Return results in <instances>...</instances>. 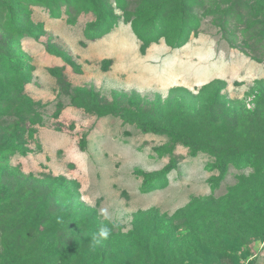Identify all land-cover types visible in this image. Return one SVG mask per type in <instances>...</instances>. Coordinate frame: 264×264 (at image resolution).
<instances>
[{"label":"rangeland","instance_id":"obj_1","mask_svg":"<svg viewBox=\"0 0 264 264\" xmlns=\"http://www.w3.org/2000/svg\"><path fill=\"white\" fill-rule=\"evenodd\" d=\"M52 1L0 0V264H256L264 0H97L98 15L63 0L76 22ZM96 16L116 24L93 39ZM63 208L82 218L60 246L48 228ZM102 224L111 235L92 247ZM135 228L143 243L120 234Z\"/></svg>","mask_w":264,"mask_h":264},{"label":"trees","instance_id":"obj_2","mask_svg":"<svg viewBox=\"0 0 264 264\" xmlns=\"http://www.w3.org/2000/svg\"><path fill=\"white\" fill-rule=\"evenodd\" d=\"M37 3L39 4H46L49 2V0H35ZM56 3L58 2L57 0H53L52 3ZM98 1L97 0H92V4L89 6L88 10L94 12L96 15L97 12H99V8L100 6L97 5ZM64 4V1L61 0L60 1V4L58 6H55V8H57V11L58 13H63V11L68 15V20L70 22H76V14L72 13V11L68 8H65V10L62 9L61 6H63ZM9 9H13L12 5H8ZM6 9V8H4ZM115 20H116V17L114 16L112 19H107V22L108 24H116L115 23ZM106 21H102L99 17L96 16V20L90 24V26L88 27V35L89 37H93V39L97 38V37H100L102 36L104 33H106V29L109 27V26H106ZM34 27L37 28L39 30V32H43L44 30V24L42 21H37V22H34ZM25 37H23L21 39V46H22V42H23V39ZM20 40V39H19ZM54 49L56 50V52H59V53H62L66 58H69L68 54L65 53L64 51H62L61 49H59V46L57 45H54ZM23 48V47H22ZM18 58L20 59L21 63V68H25V66H27V64H31V60H30V57L28 56L27 52L26 51H21L20 50V55L18 56ZM10 60L11 62H13L15 60V57H10ZM32 66V64H31ZM33 68V67H31ZM31 70V69H30ZM51 71H55V69H51ZM29 72V71H28ZM31 72V76H32V71ZM30 73H27L26 74V77L29 76ZM7 78H9V84H14V82L12 81V75L9 74L7 76ZM30 79V78H29ZM21 98L23 99H26L25 96H22ZM141 129L143 132H153V133H163L166 131L165 128H163L162 126H159L153 122H142L141 123ZM176 167V164L173 163V162H170L169 164H167L164 168L163 171L161 172H158L155 176H154V179H150V178H145L144 179V184H148L151 180H158L160 178L161 175H165L167 174L168 172H170L173 168ZM217 167L221 170L222 174H224L227 170V164L223 161H220L217 165ZM155 183V182H153ZM153 185H151L152 187ZM58 193H61V190L58 191ZM49 194H54V191H53V186L52 184H47L43 186L42 189H40L36 194H35V199H36V203L34 206L35 208V212L36 211H40L41 209V204L44 203V202H48L49 200ZM40 207V208H38ZM66 209L68 208L65 207ZM65 208L62 209V211L60 210L59 212H57V214L54 216V219L56 220V225L55 227H50L48 228L50 230V234L51 235H54V236H59L60 238V246L64 243H66L67 241H64L62 240L61 238H64V235L65 234H79L80 232V219L82 217H80V213H73L71 215L72 219L70 221L68 220H64V219H60L62 215H64V213L67 212V210L65 211ZM91 210V208H88L87 211ZM37 213V212H36ZM93 213V211H92ZM92 217L94 219L97 218V214L95 215V212H94V215H92ZM54 219H51L48 221V219L45 221V223L47 224V227L50 226L51 223H53ZM138 221V220H137ZM138 228H135V229H132L130 230L127 234H124L123 232L120 233L121 235H126V236H133L134 238H137V240L141 241L143 243V237L139 235V232L137 230ZM95 233L97 234V230L95 231ZM107 242V241H106ZM122 249V248H121Z\"/></svg>","mask_w":264,"mask_h":264},{"label":"clouds","instance_id":"obj_3","mask_svg":"<svg viewBox=\"0 0 264 264\" xmlns=\"http://www.w3.org/2000/svg\"><path fill=\"white\" fill-rule=\"evenodd\" d=\"M100 214L104 215L107 218V210L101 209ZM110 235H111V228L106 224H102L98 228L97 234L91 237V246L95 247L101 244L102 242L107 241Z\"/></svg>","mask_w":264,"mask_h":264},{"label":"crops","instance_id":"obj_4","mask_svg":"<svg viewBox=\"0 0 264 264\" xmlns=\"http://www.w3.org/2000/svg\"><path fill=\"white\" fill-rule=\"evenodd\" d=\"M256 264H264V252H263V256L258 258V262Z\"/></svg>","mask_w":264,"mask_h":264}]
</instances>
